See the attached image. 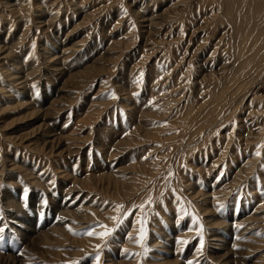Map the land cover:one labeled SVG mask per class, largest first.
I'll use <instances>...</instances> for the list:
<instances>
[{
	"label": "rangeland",
	"instance_id": "374dc122",
	"mask_svg": "<svg viewBox=\"0 0 264 264\" xmlns=\"http://www.w3.org/2000/svg\"><path fill=\"white\" fill-rule=\"evenodd\" d=\"M261 145L264 0H0V264H264Z\"/></svg>",
	"mask_w": 264,
	"mask_h": 264
},
{
	"label": "snow or ice",
	"instance_id": "6c2138e0",
	"mask_svg": "<svg viewBox=\"0 0 264 264\" xmlns=\"http://www.w3.org/2000/svg\"><path fill=\"white\" fill-rule=\"evenodd\" d=\"M112 98L115 99V98H118V97H116L115 93H113V94H112ZM259 147H264V145H261V146H259ZM256 155L259 156V155H261V153H260L259 151H257V152H256ZM25 196H27V192H25ZM149 202H151V201H149ZM44 204L46 205V204H47V201H44ZM123 207H124L123 205H120V206H118V209H119V208H123ZM138 207H143V206L141 205V206H138ZM130 214H131V213L125 212L124 216H122V217H117V216L112 217L111 219L117 221L116 228H108L107 225H101V227H103V228L105 229V231L100 232V233H95V232H94V229H91V228H90L89 230H87L85 233H82V234H83V235H89V236L97 235V236L102 237V238H103V237H109V236H112L113 233L116 232L117 229H118L121 225H123L124 220H125V219L127 218V216L130 215ZM137 223H141V222H140V221H137ZM201 227H202V226H201ZM69 231H72V229L69 228ZM4 232H5V228H4V227H0V243H3V242H4V239H5V237H4V235H3ZM73 234H77V233H73ZM145 236H146V229L143 227V223H141L140 237H139V239H138L136 242H137V243H140V244L142 245V241L144 240ZM182 243H187V241H182ZM201 245H203V240H201ZM142 246H143V245H142ZM97 247H99V246H97ZM122 251H123L125 254H128V250H127V249H123ZM147 251H148V249L145 248V252H147ZM131 255L134 256V255H138V254L133 253V254H131ZM100 259H101V257H100L99 255H97V256L95 257L96 264H99Z\"/></svg>",
	"mask_w": 264,
	"mask_h": 264
}]
</instances>
